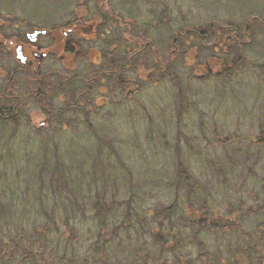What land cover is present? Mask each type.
<instances>
[{
	"label": "rangeland",
	"instance_id": "obj_1",
	"mask_svg": "<svg viewBox=\"0 0 264 264\" xmlns=\"http://www.w3.org/2000/svg\"><path fill=\"white\" fill-rule=\"evenodd\" d=\"M155 6L157 12L153 11ZM163 6L167 11L159 19ZM94 13L110 21L100 29L108 40L99 50L107 47L110 54L119 52L123 50L119 49L121 39L124 51H138L137 60L147 68L137 71L131 86L125 85L110 96L109 82H89L87 87L85 69L94 56L92 51L86 52L80 55L76 74L83 77L75 88L65 83L62 90L52 91L48 87L37 104L27 97L26 113L15 130L9 122L0 121V154L9 150L14 157L19 156L14 164L4 163L0 158V203L10 205L12 213L7 208L8 215H0V247L8 240L5 234L9 229L19 230L23 222L34 225L32 214L23 220L26 195L16 191L11 198L9 192L2 191L6 182H13L10 186L13 189L20 185L31 193L28 203L38 204L34 193L40 188L32 184L39 175L38 164L47 158L46 170L50 171L54 158L63 156L65 163L73 162L67 172L76 174V183L82 182L83 200L78 196L79 205L73 210L85 211L86 216L85 220L77 219L76 224L68 222L61 227L67 226L73 235L69 237L73 239L67 243L65 255L71 261L69 264H102V260H107V264H200L192 239L197 227L186 222L190 217L197 220L200 215L234 220L242 215V230L260 237L250 261L264 264V0H0V32L12 26L20 30L33 26L62 27L66 24H61L74 22L77 17L83 25L88 22V15ZM116 20L136 23V35L146 30L142 36H132L116 32L115 25L106 33ZM184 31L187 33L184 37L174 39ZM86 32L84 28L70 38L81 48L84 43L88 45L86 48L98 44L99 41L82 38ZM1 41L0 37V46ZM226 45L235 47L230 51ZM140 47L151 51H142ZM172 48H177L178 53L173 55ZM156 60L162 68L169 60L172 72L164 77L154 73L150 69ZM4 62L8 60L0 57V66ZM58 65L45 64L43 71L57 68L66 75ZM92 68L96 72L99 67L89 70ZM222 70L228 72L217 74ZM49 80L57 81L55 77ZM85 88L87 91L80 93ZM67 89L71 92L69 97ZM129 89L132 95L126 98ZM72 92L79 94L78 100L72 97ZM80 100L104 145L101 156L74 147V142L81 143L82 139L97 145L95 136L85 130L82 112L73 114L68 108L69 102ZM44 120L47 122L40 125ZM179 156L195 179L207 183V190L199 188L198 197H191L190 201L182 192V203L170 218L165 212L156 214V208L172 199ZM217 161L223 162L227 169L236 167L220 177L215 168ZM102 171L109 176L107 190L101 181ZM16 179L19 185L14 183ZM42 189L47 190V185L43 184ZM90 189L104 195L107 201L113 192L118 196L116 202L122 203V197L131 189L135 196L144 198L145 204L137 208L139 221L135 217L129 220L133 231L113 234L118 219L125 221L117 215L98 235L99 223L91 220L94 211L92 195L87 194ZM58 197H52L50 202ZM186 202L192 204L191 209ZM178 215L181 219H177ZM155 232L159 233L160 241L152 238ZM238 236L227 229L203 228L198 237L205 240L207 250L217 252L214 262L208 264H227L226 252L235 245ZM142 246L147 248L142 257L151 255L145 259L146 263L132 250ZM62 254L65 250L48 248L33 263L68 264ZM5 259L4 264H19L22 256L17 252L14 259Z\"/></svg>",
	"mask_w": 264,
	"mask_h": 264
},
{
	"label": "trees",
	"instance_id": "obj_2",
	"mask_svg": "<svg viewBox=\"0 0 264 264\" xmlns=\"http://www.w3.org/2000/svg\"><path fill=\"white\" fill-rule=\"evenodd\" d=\"M163 7L164 8L158 14L159 19H161L163 14L167 11V7L165 6ZM156 9H157L156 6L153 7L154 12ZM94 15L97 16L98 14L94 13ZM158 25L160 24L158 23ZM137 28L138 26L135 23L133 27L134 35L142 36L146 29L142 30L138 35H136L135 31ZM180 38L182 37H179V39ZM226 47L230 51H232V49L235 46L226 45ZM147 49L150 50L148 47L141 48L142 51H148ZM177 50H178L177 48H172L171 53L175 55L178 53ZM182 53L183 52L179 54H182ZM139 55L140 54L138 51L134 55L135 56L134 62H135L137 71H140L143 67L145 69L147 68L145 64L143 65V63H140L137 60L139 58ZM239 59L240 58L238 56V60ZM154 66L150 70H153L154 73L158 72L160 77H164L165 75H167V73L172 72L170 70L171 63L169 62V60H168L167 65H165L166 67L164 68L160 66V62L157 60L155 61ZM160 68L163 69L162 73H160L159 71ZM227 72L228 70H225V71L222 70V73H217V74L222 75ZM86 85L87 87L90 86V84L88 85V83ZM117 85H119V87L122 89L123 87H125V85L131 86L132 84L121 82ZM86 88L84 90H87ZM76 94L77 92H72V97H76L77 96ZM126 98H129V96H126ZM45 106H47V104H45ZM68 108H70L73 111V114L77 112H82L81 114L83 115L84 123L87 127V129L85 130L88 131L89 134L94 135L95 138L98 140L100 136L98 135L94 127V124L91 122L90 117H89V111L86 109L85 106H83V102L81 103V100L78 103L76 101H74V103L69 102ZM61 113L62 112H60L59 115H61ZM60 119L63 121L62 118ZM19 120H17L16 118V121L9 122L8 125L14 128L15 130L16 126L21 122L22 119L20 121ZM2 122L5 123V121H2ZM65 126L71 127V125H65ZM97 140H96L97 145H95L87 141L86 139H82L81 143H79L78 141L74 142V147L75 148L82 147V149L89 151L90 152L89 154H94V155L99 154L101 156L100 153L104 151V148H102L104 145L101 144L99 140L98 141ZM51 143L54 144L55 142L51 140ZM45 146H49V145H45ZM5 151H6L5 154H0V158L3 159L4 163L12 162L11 164H14L13 161L15 159L16 160L19 159L18 154H16L14 157L9 150H5ZM107 155L109 154L107 153ZM47 162H48V159L46 158L45 160L40 162V164H38L37 169L39 171V175L36 178H34L32 181V184L36 188L38 185L40 188L39 190H37L36 193H34L36 194L35 195L36 199L39 201L38 204L36 203V201H33V203H28L27 201L29 199L28 194H31V193L25 192L23 190V188L18 184V181H19L18 179H16L14 182L15 184L19 185L17 189L16 188L13 189L12 187H10V186H13V182H6V189L2 190L3 192H9V194L12 195L11 198H14L16 196L15 195L16 191H20L26 195L24 198L25 204L23 205L24 210L22 212L23 220L28 218V214H32L34 216L33 218L34 225H31L28 222L24 224L23 222V228L18 230L15 227L14 229H9L7 231L5 236H8V240L7 242H4L0 247L1 248L0 252L2 251V253L0 254L1 264H4L3 262L6 261L5 257L8 259H14V255L17 252L20 253L22 256V260L19 264H31L36 261V259L38 258V254L41 251L47 250L48 248H51L52 250H59V249H62V251L65 250V254H62L61 257L68 264L71 263L70 260L67 261V259H65V255L67 253V243L71 242L73 237L69 238L72 234H70V231L67 229V226L66 228L64 227L61 228V227L64 223L68 225V222H74L76 224V220L77 219L81 220V217H83L84 220L86 219L85 211L78 210V208H76V210H78L76 212L73 210L75 206L79 205L80 199L78 198V196L81 197L83 200V197L81 195L82 194V187H81L82 182L76 183V177H75L76 174L72 175V173L67 172V170L69 169V166H72L69 164L73 162L65 163L67 161L65 160L63 156H56L54 158V163L50 171L46 170ZM176 164H177L176 172H175L176 184H175V189H172V199L169 203L161 202L160 206L156 208V214L165 212L166 217H170V218H172V216L177 212V210L179 209L180 203H182V198L184 196L182 192H185L186 198H189V200L187 199V201H190L191 197H194V198L198 197V195L200 194L199 188H202L203 190H207V185H206L207 183L204 180H202L203 182L200 183L197 179H195L192 173L189 171V169L184 164L183 160L180 158V156L177 159ZM235 167L236 166H231L230 169H227L225 164L221 161H217L215 164L217 174L221 175L220 177H225V174L227 173V171ZM113 175L117 178V175L115 172H113ZM101 177L103 178V180L101 181L104 186V189L107 190L109 176L107 175L105 171H102ZM43 184L47 185V188H48L47 190L42 189ZM23 194H20V195H23ZM87 194L92 195V211L94 212L92 213L93 215L91 217V220L97 221L99 223L98 235H101L104 232V230L107 229L109 221L111 219L114 220L115 218H117V215L121 217L122 219H125V221L123 220L120 221L118 219V222L114 225L112 233L117 234L120 231H123L126 233L128 232V230L133 231L130 225V221L133 217H135L139 221V218L141 216L137 208L139 207V205L145 204L144 198L135 196V193L132 189L130 193L126 194V197H122L123 199L122 203L116 202V198H118V196L114 194L113 192L110 193L112 196H111V199H109V201H107V198L104 195L98 193L96 190H93V189L92 190L90 189V191ZM57 196L59 197L55 199V201L50 202L52 197L56 198ZM186 205L189 209H191L192 204H188L186 202ZM7 208H8V213L12 215L10 205L5 204V203H0V215L2 213H5L6 215H8ZM255 211L256 210H254V212ZM181 217H182L181 215H178L177 219H181ZM190 218L186 220L187 223L189 222L188 225L194 228L197 227V229L195 228L196 231L194 230L192 232L193 234L192 239H195V244L197 246V251H198L197 257L201 259L200 264L213 263L214 262L213 257L214 255L217 254V252L207 250L205 240L204 239L201 240L198 237V235L200 234L203 228H214L216 231L221 230V229H227L239 235L235 245L233 247H230L229 250L226 252L227 253L226 262L227 264H252L250 259L254 258L253 255L257 251L255 248V244H257L256 242H258L260 237L258 236L257 233H254V232L247 233L244 230H242L241 228L242 221H243L242 215H239L237 217V220H234L231 217H228L226 219H221V218L211 219V218H206L205 215L204 216L200 215L197 218V220L190 219ZM206 222H210L209 223L210 225L207 224ZM142 227L144 228L143 225ZM152 235H153L152 238L155 241H160V239H158L159 238L158 232H155ZM65 241L67 242L61 245V242H65ZM91 246L95 248L96 244L92 243ZM162 247H163V243H162ZM89 250H93V249L90 248ZM132 250H136L138 252L137 254H139L140 257L144 259L145 263L147 262L145 259H149L151 256L150 254H148L142 257L141 254L144 251L146 252L147 250V248L144 246H142L141 249L133 248ZM166 250L164 252H166ZM160 252H162V248ZM219 253L221 252H218V254ZM164 255L165 254L163 253L162 256ZM153 258H155V255ZM33 264H36V263H33ZM102 264H107V260H102Z\"/></svg>",
	"mask_w": 264,
	"mask_h": 264
},
{
	"label": "flooded vegetation",
	"instance_id": "obj_3",
	"mask_svg": "<svg viewBox=\"0 0 264 264\" xmlns=\"http://www.w3.org/2000/svg\"><path fill=\"white\" fill-rule=\"evenodd\" d=\"M88 16L86 19L88 22L83 25L80 24L81 18L77 17L74 22L69 21L61 24H66L62 27L53 25L54 23L51 24L53 26L50 28L33 26L26 30H20L16 26H12L4 29L2 33L0 32V37L2 38L0 57L8 60V62H4L0 66V120L7 122L16 121V118L21 120L26 113V102L24 100L28 97L34 104H37V99L42 96L48 87H51L52 91L57 88L62 90L61 85L65 83L75 88L83 77L82 74H76L80 66V55H85L86 52L88 54L92 51L94 56V59L89 60L85 69L88 71L86 76L88 78L87 83L96 81L99 83L109 82L110 86L107 91L110 96H114L115 92L121 89L117 84L121 82L132 84L136 81L137 69L134 55L137 52L124 51L125 47L121 39H119V49L123 50L110 54L106 47L100 51L99 47L101 45L106 46L108 40L105 34L100 32V29L110 21L100 17L99 14L97 16L94 14ZM134 24L132 21L118 22L116 20L114 26L110 27L109 24L105 32L109 33L116 25V32L121 34L130 33L133 36ZM84 28L87 29V32L82 38L95 42L99 41L98 44L89 46L90 48H86L88 45L85 43L82 48L75 44L74 38H70V36ZM36 29H42L45 33L35 39L29 38L27 33ZM180 35L183 36L184 34L180 33ZM131 40L132 38L130 37L129 41ZM17 47H19L23 59L19 60L16 58ZM54 63L59 64L58 66L66 75L61 74V71L57 68L43 71L45 64L53 65ZM93 66L99 67L96 72H94L93 68L89 70ZM51 77H55L57 81H50ZM58 80L63 81L58 82ZM65 91L69 97L71 92L68 89ZM86 91L84 90L80 93ZM78 96L79 94L76 96L77 100L79 99ZM28 107H31V103H29ZM45 122L47 120L41 122L40 125Z\"/></svg>",
	"mask_w": 264,
	"mask_h": 264
},
{
	"label": "water",
	"instance_id": "obj_4",
	"mask_svg": "<svg viewBox=\"0 0 264 264\" xmlns=\"http://www.w3.org/2000/svg\"><path fill=\"white\" fill-rule=\"evenodd\" d=\"M44 33H45L44 30L36 29L32 32L27 33V36L31 39H35L36 37H38L39 35L44 34ZM16 58L19 60L23 59L19 47H17V49H16ZM130 93L131 92H128V94H130Z\"/></svg>",
	"mask_w": 264,
	"mask_h": 264
}]
</instances>
